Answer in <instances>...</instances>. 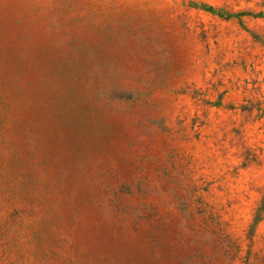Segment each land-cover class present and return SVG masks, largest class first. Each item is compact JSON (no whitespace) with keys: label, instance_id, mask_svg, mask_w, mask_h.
I'll return each mask as SVG.
<instances>
[{"label":"rangeland","instance_id":"1","mask_svg":"<svg viewBox=\"0 0 264 264\" xmlns=\"http://www.w3.org/2000/svg\"><path fill=\"white\" fill-rule=\"evenodd\" d=\"M0 264H264V0H0Z\"/></svg>","mask_w":264,"mask_h":264}]
</instances>
